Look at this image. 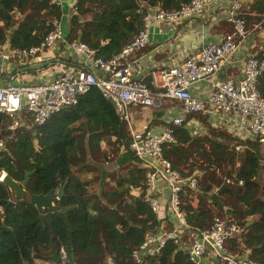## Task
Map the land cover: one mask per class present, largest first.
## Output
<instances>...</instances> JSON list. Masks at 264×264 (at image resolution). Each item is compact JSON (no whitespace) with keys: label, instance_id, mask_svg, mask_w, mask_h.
I'll return each instance as SVG.
<instances>
[{"label":"trees","instance_id":"obj_1","mask_svg":"<svg viewBox=\"0 0 264 264\" xmlns=\"http://www.w3.org/2000/svg\"><path fill=\"white\" fill-rule=\"evenodd\" d=\"M56 1L0 0V44L11 48L38 45L53 21L63 16L62 6ZM190 1L77 0L76 11L68 20L66 40L84 43L95 50L97 57L109 59L144 28L142 19L148 9L175 10ZM252 2L243 5L240 14L245 27L264 17V0ZM247 6L249 9L245 10ZM226 24L229 32L232 24ZM58 45L63 49L61 43ZM65 61V66H74L71 61ZM147 86L151 88L150 84ZM258 90L264 98V74L258 78ZM3 123L5 118L0 116V139L4 141L0 149V172L18 183L25 173L31 172L24 187L28 195H45L56 189H63V195L56 203L58 211H44L41 221L28 201H15L4 212V207L14 198L0 182V264H34L35 261L56 264L54 254L61 247L68 259L62 264H135L131 251L161 221L152 213L142 193H131L132 189L143 190L145 169L138 166L130 151L126 124L111 103L96 88H91L80 96L76 105L52 115L42 126L34 127L26 121L11 139L8 138L11 132L5 130ZM208 129L211 131L208 137H191L189 130L181 127L177 144L163 152L183 178L194 172L199 174L197 193L186 190L181 196L186 235L207 229L215 216L231 217L244 231L231 240V252L247 251L252 264H264V165L260 162L264 150L260 145L238 140L227 131H217L209 124ZM102 142L113 148L114 159L102 150ZM238 145L244 149L236 152ZM235 156L240 161L236 175L243 179V186H218L212 166H226ZM105 161H113L119 172L109 177L110 173L100 164ZM95 170L101 180L97 182V190L90 192L88 186L92 181L79 175ZM107 178H111L114 187L106 185ZM214 186L219 187L217 191ZM142 264L191 263L170 242L159 255L145 258Z\"/></svg>","mask_w":264,"mask_h":264},{"label":"built area","instance_id":"obj_2","mask_svg":"<svg viewBox=\"0 0 264 264\" xmlns=\"http://www.w3.org/2000/svg\"><path fill=\"white\" fill-rule=\"evenodd\" d=\"M62 2L58 0L55 3L62 6ZM222 2L228 3L227 21L232 24V29L218 42L203 46L198 53L186 57L180 64L152 74L157 90L149 89L144 78L137 76L133 57L150 42V22L179 24L202 16L208 7ZM242 2L191 0L175 10L150 8L142 19L144 28L109 59L97 57L95 50L84 43L68 42L62 18L53 21L50 31L36 46L11 48L8 44H0V60L5 62L21 63L27 59H37L59 43L64 52L89 61L88 64H81L80 68L56 63L38 83L0 88V116L5 118V130L11 132L8 136L11 139L16 129L25 125L26 121L34 127L42 126L52 115L76 105L80 96L91 88H96L111 103L126 124L130 151L138 160V166L145 169L143 190L133 191L143 194L152 213L161 221L152 231L146 232L142 243L131 251L135 264H142L145 258L159 255L170 242L187 256L191 264H252L247 251L239 254L231 252L229 248L231 240L244 232L231 217L215 216L207 229L186 235L187 223L181 210V196L186 190L197 193L199 174L194 172L183 178L163 155L166 148L177 144V133L181 127H193L196 115L215 123V118L220 117L222 123L216 124H227L233 137L260 145L264 150V98L258 90V78L264 74V48L261 55L246 59L239 79L229 77L218 80L212 84L204 99L193 95L191 90L193 85L200 82L210 84L249 36L250 32L240 17ZM71 10L68 18L76 11L75 4ZM3 72L0 68V74ZM163 101L178 103V109L166 117L161 125H153L149 111L161 108ZM212 127L218 129L216 127L219 125ZM3 147L4 141L0 139V149ZM243 149V145L235 147L236 152ZM260 162L264 165V153ZM5 176L1 171L0 182ZM221 185L241 187L243 179L236 174L224 175ZM218 188L214 187V191ZM58 193L59 189H56L54 196ZM58 255L62 263L68 261L62 247Z\"/></svg>","mask_w":264,"mask_h":264},{"label":"crops","instance_id":"obj_3","mask_svg":"<svg viewBox=\"0 0 264 264\" xmlns=\"http://www.w3.org/2000/svg\"><path fill=\"white\" fill-rule=\"evenodd\" d=\"M62 1V6L64 4L67 5L68 12H70L71 5L74 3L73 0ZM252 1L253 0H247V3H253ZM242 3L245 5V0H243ZM228 9V3L222 2L216 6L208 7L202 16L189 19L179 24L172 25L151 21L148 26L150 32V42L144 50L137 53L133 57L137 76L143 77L144 81H146L148 85L150 84V89L156 91L157 86L153 82L152 74H158L165 69L180 64L186 57L198 53L200 49L207 44H214L218 42V40L226 34ZM248 9L249 7L247 6L245 10ZM68 16L69 14L65 15L64 18L62 17V26L64 31L68 28ZM261 21H263V16ZM251 27L253 28L249 30V36L241 44L236 55L223 65L218 74L211 79L210 84L200 82L193 85L191 87L193 95L204 99L207 93L211 90L213 86L212 84L218 80H223L229 77L239 79L242 76L243 65L246 59L249 56L261 55L263 53V26H260V22H257L251 24ZM58 46L59 45L57 44L53 49L43 52L37 59H27L21 63L13 61L5 62L0 60V68L4 71L3 74H0V88L8 85L38 83L43 80V76L49 70H44L46 68L45 67L35 71L33 74H19L17 71L22 67L35 65L45 61H51V64H54L55 60L61 62L69 60L74 65L71 67H79L81 64L89 63V61L85 60L84 57L64 52V50ZM165 102V106L156 109L154 108L149 111L155 125H161L166 117L174 114L178 109V103L171 101ZM215 119L216 123L222 121L220 117ZM216 125H219L220 129H224L230 133L227 124L224 126H222V124ZM34 264L55 263H41L35 261Z\"/></svg>","mask_w":264,"mask_h":264},{"label":"rangeland","instance_id":"obj_4","mask_svg":"<svg viewBox=\"0 0 264 264\" xmlns=\"http://www.w3.org/2000/svg\"><path fill=\"white\" fill-rule=\"evenodd\" d=\"M77 0H73V4L71 5V9H72V6L75 4ZM251 1V0H249ZM245 3H247V0H245ZM67 5H63L62 6V17L64 18L65 15H68L69 12H68V9H67ZM70 12H72V10H70ZM260 22V26H263V35H264V17H263V21H259ZM253 27H251V25H248L246 27L247 30H250L252 29ZM65 32V31H64ZM226 32V31H225ZM55 66V63L54 64H51L49 65L48 67H46L44 70H47V69H50L52 67ZM39 74V73H38ZM165 101L162 102V106H165ZM209 120V119H208ZM195 123L193 125V127H191V129H188L189 132H190V135L191 137H208L210 136V133L211 131H209L210 129H208V124L212 126H215V122L212 121V120H209L211 122H208L206 118L200 116V115H196L195 116ZM207 123V124H206ZM218 128L217 131H226L224 129H220V127H216ZM222 131V132H223ZM207 135V136H206ZM101 148L103 151H106L107 154H108V157L110 159H114L115 158V154L113 153V148L109 145H106L105 142H102L101 143ZM87 161H89V163H93L90 159H88ZM194 163H197L198 161L197 160H193ZM239 158L238 157H232V163L230 162L229 164H227L226 166L225 165H222L221 168H217L216 166H212L211 170L214 171L215 175H216V178L218 179V186L220 185L221 186V178L224 176V175H228V174H236V171L238 169V166H239ZM100 164H103V167L104 169H106L107 172L110 173V176L109 177H112L115 175V172H119V171H116V167L113 166V161H111L110 163H107L106 161L103 162V163H100ZM204 166V165H203ZM205 167V166H204ZM218 170V174L216 173V171ZM124 173V172H121V174ZM99 172L98 170L96 171H93L89 174H85L84 172L80 173V177L82 179H90L92 182L90 183V185L88 186L89 187V191L90 192H94L95 190H97L98 188V184L97 182L101 180V177L99 176ZM106 185L110 186V187H114V183L113 181L111 180V178H107L106 181H105ZM217 186V187H218ZM216 187V186H214ZM133 190L135 189H132L131 190V193H135L136 195H138V192H134ZM136 191V190H135ZM201 194V193H200ZM198 196H195V199H197ZM193 199V198H192ZM211 209H214V208H211ZM213 214H216V212L214 210H212Z\"/></svg>","mask_w":264,"mask_h":264},{"label":"water","instance_id":"obj_5","mask_svg":"<svg viewBox=\"0 0 264 264\" xmlns=\"http://www.w3.org/2000/svg\"><path fill=\"white\" fill-rule=\"evenodd\" d=\"M52 62L51 61H45V62H40L35 65L31 66H26L20 68L17 72L20 73H26V72H35L40 69H43L50 65ZM54 63L57 64H64L61 61L55 60ZM31 175V172H27L24 175V179L18 183L14 181L13 179L9 178L8 176H5L3 180V184L9 189V191L13 194V201H10L5 207H4V212H7L9 208L14 206L15 201H28L29 204L35 207L37 212L39 213V219L42 221L43 220V212L48 210L50 212H57L58 208L56 206L57 201L62 197L63 195V189L59 191V193L54 196L53 192H48L45 195H28V193L25 191L24 187L26 186L28 182V178ZM63 217H65V213L61 212L60 213ZM68 223V222H67ZM70 229V227H69ZM55 262L56 264H62V261L58 255V253L54 254Z\"/></svg>","mask_w":264,"mask_h":264}]
</instances>
